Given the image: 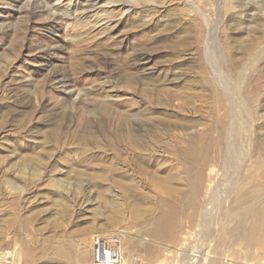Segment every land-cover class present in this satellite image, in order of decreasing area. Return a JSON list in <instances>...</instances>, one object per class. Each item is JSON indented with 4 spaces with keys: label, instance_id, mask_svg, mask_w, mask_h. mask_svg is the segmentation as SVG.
Instances as JSON below:
<instances>
[{
    "label": "rangeland",
    "instance_id": "obj_1",
    "mask_svg": "<svg viewBox=\"0 0 264 264\" xmlns=\"http://www.w3.org/2000/svg\"><path fill=\"white\" fill-rule=\"evenodd\" d=\"M96 235L264 264V0H0V264Z\"/></svg>",
    "mask_w": 264,
    "mask_h": 264
},
{
    "label": "built area",
    "instance_id": "obj_2",
    "mask_svg": "<svg viewBox=\"0 0 264 264\" xmlns=\"http://www.w3.org/2000/svg\"><path fill=\"white\" fill-rule=\"evenodd\" d=\"M118 238L96 235L92 240V264H125L127 258Z\"/></svg>",
    "mask_w": 264,
    "mask_h": 264
},
{
    "label": "bare ground",
    "instance_id": "obj_3",
    "mask_svg": "<svg viewBox=\"0 0 264 264\" xmlns=\"http://www.w3.org/2000/svg\"><path fill=\"white\" fill-rule=\"evenodd\" d=\"M228 7H229V6H228ZM230 9H231V10H233V9H234V7L230 8ZM242 10H243V9H242ZM190 12H191V11H190ZM192 13H193V11H192ZM227 13H228V12H227ZM230 13H231V12H230ZM196 14H197V12H196ZM234 14H235V13H234ZM238 14H239L240 16H241V15H242V16H244L243 14H245V13H244V11H242V13H241V12H239Z\"/></svg>",
    "mask_w": 264,
    "mask_h": 264
}]
</instances>
